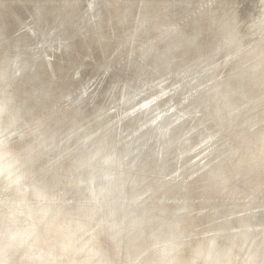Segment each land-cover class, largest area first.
<instances>
[{
	"label": "rangeland",
	"instance_id": "1",
	"mask_svg": "<svg viewBox=\"0 0 264 264\" xmlns=\"http://www.w3.org/2000/svg\"><path fill=\"white\" fill-rule=\"evenodd\" d=\"M45 2L0 0V264H264V0Z\"/></svg>",
	"mask_w": 264,
	"mask_h": 264
},
{
	"label": "water",
	"instance_id": "2",
	"mask_svg": "<svg viewBox=\"0 0 264 264\" xmlns=\"http://www.w3.org/2000/svg\"><path fill=\"white\" fill-rule=\"evenodd\" d=\"M50 2H52L53 0H49ZM16 2V3H15ZM24 2L25 3H27V4H31L32 5V7H33V9L35 10V12L34 13H37L38 14V16L41 14L42 15V11H43V9H44V7H45V4H46V2H45V0H24ZM12 4L14 5V4H16V5H14V6H17V8L19 7V5H17L18 3H17V0H12ZM54 6H57V7H62L63 6V0H61V2L58 4V3H55V5ZM55 8V7H54ZM52 9L51 10V12H50V14H52L53 16H54V14H53V12L55 11V9ZM188 8V7H187ZM189 9V8H188ZM14 10H16V9H14ZM17 11V10H16ZM100 12V11H99ZM171 12H174V11H171ZM56 13V12H55ZM237 13V14H236ZM236 13H235V16L234 17H236V15L238 16V14H239V10L238 9H236ZM19 13H17V15H18ZM73 14H75V11L73 10V12L71 13V14H67V13H62V11L59 13V18H58V22L60 23V24H62V25H67L68 24V17H66L67 15L69 16V17H71V15H73ZM170 14V13H169ZM43 16V15H42ZM240 20V19H239ZM241 21V23H242V20H240ZM74 25H76V26H81L82 24H74ZM71 26V25H70ZM73 26V25H72ZM70 30V29H69ZM242 33V32H241ZM243 34V33H242ZM174 36H178V33H175V34H173ZM172 40H173V42L172 43H175L177 40H178V38H172ZM22 56V54L20 55V57ZM17 58H19L18 56H17ZM27 58H29L28 56H26V57H23V60L22 61H26V62H24V63H21L20 65H18V66H16V68H13L11 71H10V73L8 74V67L6 66V68H5V65H3V69H4V71H6L4 74H3V80L4 79H6V78H13V77H16L17 75H19V72H22V71H25L26 69H28V67H29V65H31L32 63H34L35 61H32V62H29V60L27 59ZM16 59V58H15ZM36 60V59H35ZM162 60H164L163 58H158L157 59V65L158 66H160V67H162L163 66V63H162ZM37 62V61H36ZM35 62V63H36ZM7 64V63H6ZM33 65V64H32ZM38 67H40L41 65L40 64H38L37 65ZM37 66L35 67V68H37ZM119 70L118 69H116L115 71H114V73H116V75H113L112 74V76H111V80L108 82L109 83V85L110 84H112V80H114V79H116L117 77H119V72H118ZM38 72H39V70H38ZM30 76H32V75H30ZM114 79H113V78ZM27 84H29V82H28V80H27ZM43 84H45L44 85V87H46L47 88V91H48V87L50 86V82H47V83H43L42 81H41V77H36V82H35V85L36 86H38V88H39V90L38 89H36L35 91L38 93L39 91H41V92H43L42 90H41V86L43 85ZM34 94H35V92H34ZM51 95V92H46V91H44L43 92V94H40V96L38 97V98H34V100L35 99H38V100H40V97L41 96H43L44 95V97H46V96H48V95ZM37 95V94H36ZM28 96V102L29 101H31V99L32 98H30L29 97V95H27ZM36 97V96H35ZM30 98V99H29ZM24 102H26L25 100L23 101V103ZM131 127H129L128 129H130ZM142 127H139V128H137V129H135V127H132L131 129L133 130L132 132H130V133H136V132H138L140 129H141ZM82 140V139H81ZM145 141H148L147 139L145 140ZM145 141H144V143H145ZM119 145V144H118ZM143 145V144H142ZM124 145H121V146H118L117 147V144L116 145H112V148L110 149V150H108V151H105V152H102V156H100V157H97V155H99V151H100V149L102 148L101 146H97V147H94V149L92 150V151H90V153L88 154V155H85L84 157H81V160L78 162V164H77V170H80V172H82V171H84V172H82L83 173V175L81 176L82 177V179H81V181H79V182H77V184H75V185H73V189H75L76 191L77 190H81L82 192H84L85 194H88V196L90 195L91 196V194H90V191H89V187L91 186V182H92V179L91 178H95L96 177V175H97V171L98 170H107V169H110L111 170V168H113L114 167V164H109V162L108 163H106V165H104V166H107V167H99L98 165H96V163H94L93 161H92V159H96V158H99V159H103L105 156H106V153L107 152H109V151H111V150H113V149H119V151L121 150V148L123 147ZM93 151H95V152H97L98 154H96L95 156H94V158H92L91 157V153L93 152ZM121 152V151H120ZM127 156H128V153H127V155H125V156H122L121 157V159H125V158H127ZM120 159V160H121ZM105 161V160H104ZM148 161H150L151 163H152V166L151 167H153V166H156L157 167V165L155 164L156 162H154L152 159L151 160H149V158H144L143 159V163H148ZM106 162V161H105ZM158 162V161H157ZM91 163H93L94 165H95V169H91ZM118 164L119 163H116V165L115 166H118ZM102 166V165H101ZM130 168H132V167H130ZM79 172V173H80ZM112 172V171H111ZM115 174V173H114ZM116 175H118V180L120 179V180H122L123 181V183H122V188H119V192H121L120 194H122V192H123V189H124V187H125V185H128L127 184V182H129V184H131L130 182H131V179H128V177H124V176H122V174H117L116 173ZM0 177L1 178H3V176H2V173H0ZM154 181H156V179L154 180ZM158 181V180H157ZM81 183H82V186H81ZM158 183H159V181H158ZM130 186V185H129ZM129 188H132V187H129ZM146 190V192H148L149 191V189L148 188H146L145 189ZM92 191H94V188H92ZM92 191H91V193H92ZM145 192V193H146ZM96 193L97 194H99V195H102L103 193H102V191L101 190H99V189H97V191H96ZM115 195H117V194H112V193H107V192H105V194H104V196H101L100 197V200H103V203L105 204V205H109L110 204V202H111V200L115 197ZM120 199H121V196H120ZM137 201H138V199L136 200L135 198L133 199V197L131 196L128 200H127V205L128 206H132V207H135L136 206V203H137ZM123 204V201L121 202V205ZM118 208H121V206L120 207H118ZM118 208H116L117 210H120V209H118ZM139 219V218H138ZM137 219V220H138ZM119 223H121V221L119 222ZM127 227H130V228H132L131 227V225H127ZM111 227L109 226L108 227V229H110ZM126 229H128V228H126ZM122 230V229H121ZM122 231H120L119 232V234L121 233ZM116 236H118V233H115V232H113L112 233V238L114 239V238H116ZM19 248V247H18ZM17 250H19V249H17Z\"/></svg>",
	"mask_w": 264,
	"mask_h": 264
}]
</instances>
